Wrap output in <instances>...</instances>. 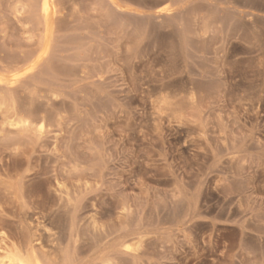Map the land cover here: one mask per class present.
I'll return each instance as SVG.
<instances>
[{"label":"rangeland","instance_id":"obj_1","mask_svg":"<svg viewBox=\"0 0 264 264\" xmlns=\"http://www.w3.org/2000/svg\"><path fill=\"white\" fill-rule=\"evenodd\" d=\"M18 1L0 74L49 48L17 86L48 122L0 133V240L43 264H264V0H60L47 40Z\"/></svg>","mask_w":264,"mask_h":264},{"label":"bare ground","instance_id":"obj_2","mask_svg":"<svg viewBox=\"0 0 264 264\" xmlns=\"http://www.w3.org/2000/svg\"><path fill=\"white\" fill-rule=\"evenodd\" d=\"M60 0H29L30 5H29V17L24 18L25 13V8L27 6L24 5V2L22 0H19L18 3L20 4V7H16L15 12H16V19L18 20L19 23L22 24L23 29L26 30L27 33L32 31L31 28H29L27 25L33 24L36 28V31H39L40 34L42 35L43 38L47 40L48 33L51 28V22L54 18V16L59 12L58 5H60L62 2L60 1V4H58ZM65 1V0H64ZM73 1V0H72ZM114 1V0H113ZM157 1V0H156ZM6 2V1H5ZM10 2V1H9ZM110 2V1H109ZM121 2V1H120ZM122 2H125L122 1ZM121 2V3H122ZM129 2V1H128ZM134 2V1H133ZM146 2V0H145ZM164 2V1H163ZM195 2V1H194ZM243 2V1H242ZM250 2V1H249ZM126 3V2H125ZM137 3V2H136ZM221 3V1H220ZM66 4V3H65ZM97 4V3H96ZM133 4V3H132ZM160 4V3H159ZM173 4V3H172ZM184 4V3H183ZM231 4V3H230ZM255 4V3H254ZM11 5V4H10ZM118 5V4H117ZM120 5V3H119ZM118 5V7H119ZM139 5V4H138ZM158 5V3H157ZM171 5V4H170ZM15 6V5H14ZM64 6V5H62ZM96 6V5H95ZM98 6V5H97ZM123 6V4H122ZM133 6V5H132ZM149 6V5H148ZM201 6V5H200ZM60 7V6H59ZM222 7V6H221ZM5 8V7H4ZM15 8V7H14ZM58 8V11H57ZM97 8V7H96ZM126 8V6H125ZM137 8V7H136ZM141 8V7H140ZM157 6L156 9L157 10ZM239 8V7H238ZM247 8V7H246ZM111 9V8H110ZM144 9V8H143ZM160 9V7L158 8ZM5 10V9H4ZM24 10V11H22ZM129 10V8H128ZM14 11V10H13ZM67 11V10H66ZM121 11V10H120ZM123 11V10H122ZM132 11V10H131ZM172 11L170 9H164L159 12H156L155 14L160 17L163 13L169 14ZM7 13V12H6ZM64 13V12H63ZM101 13V12H100ZM123 13V12H122ZM151 13V12H150ZM187 13V12H186ZM214 13V12H213ZM236 13V12H235ZM216 14V13H215ZM228 14V13H227ZM68 15V14H67ZM133 15V14H132ZM248 15V14H247ZM78 16V15H77ZM76 16V17H77ZM185 16V15H184ZM198 16V15H197ZM243 16V15H242ZM246 16V15H245ZM137 17V16H136ZM3 18V16H2ZM11 18V17H10ZM66 18V17H65ZM185 18V17H184ZM237 18V17H236ZM253 18V16H252ZM15 19V21H16ZM55 19V18H54ZM106 19V18H105ZM140 19V18H139ZM147 19V18H146ZM188 19V18H187ZM57 20V19H56ZM208 20V19H207ZM252 20V19H251ZM14 21V20H13ZM182 21V20H181ZM187 21V20H186ZM57 22V21H56ZM61 22V21H60ZM80 22V21H79ZM254 22V21H253ZM2 23V22H1ZM18 23V24H19ZM55 23V22H54ZM62 23V22H61ZM67 23V22H66ZM70 23V22H69ZM68 23V24H69ZM115 23V22H114ZM127 23V22H126ZM3 24V23H2ZM17 24V23H16ZM129 24V23H127ZM146 24V23H145ZM197 24V23H195ZM257 24V23H256ZM63 25V24H61ZM122 25V24H121ZM76 26V25H75ZM203 26V25H202ZM256 26V25H255ZM14 27V26H13ZM31 27V25H30ZM33 28V27H32ZM55 28V26H54ZM62 28V27H61ZM71 28V27H70ZM163 28V27H162ZM195 28V27H194ZM31 29V30H30ZM34 29V28H33ZM66 29V28H65ZM133 29V28H132ZM143 29V28H142ZM200 29V28H199ZM202 29V28H201ZM166 30V29H165ZM191 30V29H190ZM197 30V29H196ZM251 30V29H250ZM62 31V29H61ZM93 31V30H92ZM201 31V30H200ZM207 31V30H206ZM254 31V30H253ZM34 32V31H33ZM205 32V31H203ZM31 33V32H30ZM29 33V34H30ZM37 33V32H35ZM202 33V32H201ZM57 34V32H56ZM183 34V33H182ZM185 34V33H184ZM204 34V33H203ZM258 34V33H257ZM256 34V35H257ZM1 35V34H0ZM189 35V34H188ZM208 35V34H207ZM11 36V35H10ZM17 36V35H16ZM28 36V35H27ZM194 36L191 35V37ZM197 36V35H196ZM205 36V35H204ZM8 37V36H7ZM31 37V36H30ZM35 37V36H34ZM54 37V36H53ZM252 37V36H251ZM10 38V37H9ZM14 38V37H13ZM12 38V39H13ZM42 38V40H43ZM52 38V37H51ZM195 38V37H194ZM44 39V40H45ZM5 40V39H4ZM32 40V39H31ZM175 40V39H174ZM180 40V39H179ZM6 41V40H5ZM13 41V40H12ZM16 41V40H15ZM36 41V40H35ZM53 41V40H52ZM72 41V40H71ZM187 41V40H186ZM196 42V41H195ZM194 42V43H195ZM201 42V41H200ZM18 43V42H17ZM20 43V42H19ZM48 44V43H47ZM11 45V44H10ZM181 45V44H180ZM17 46V45H16ZM61 46V45H60ZM73 46V45H72ZM80 46V45H79ZM5 47V46H4ZM13 47V46H12ZM23 47V46H22ZM49 47V46H48ZM59 47V46H58ZM7 48V46L5 47ZM17 48V47H16ZM39 48V47H38ZM20 49V48H19ZM49 49V48H48ZM48 49L43 48L40 51H34L29 53L28 55H25L21 59L12 62L8 65L6 68L7 71H11L10 76H6L3 74H0V114L2 115V129L0 126V133L5 134L6 132V127H9L11 129H14L20 136H29V135H34V136H41L44 134L46 128H47V113L44 115L43 113L33 110L34 103L30 102L28 104L29 108H24L21 107L19 104V99L17 96V91L19 89L17 86L21 83V81L25 78H27L29 75H32L33 72L40 66V64L45 60V57L48 55ZM175 49V48H174ZM5 50V49H4ZM10 50V49H8ZM182 50V49H181ZM7 51V50H5ZM33 51V50H32ZM200 51V50H199ZM12 53V52H11ZM82 53V52H81ZM6 54V53H5ZM26 54V52H25ZM4 57V54H2ZM8 55V54H7ZM72 55V54H71ZM88 55V54H87ZM1 56V55H0ZM20 56V54H19ZM51 56V55H50ZM9 57V56H8ZM84 57V54H83ZM2 58V56H1ZM5 58V57H4ZM15 58V57H14ZM50 58V57H49ZM52 58V57H51ZM50 58V59H51ZM8 59V58H7ZM48 60V59H47ZM69 60V59H68ZM4 62V61H3ZM53 62V61H52ZM56 63V62H55ZM63 63V62H62ZM61 63V64H62ZM44 64V62H43ZM57 65V64H56ZM64 65V64H63ZM97 65V64H96ZM55 66V65H54ZM53 66V67H54ZM65 67V65H64ZM85 67V66H84ZM59 68V66H58ZM56 69V68H55ZM59 70V69H58ZM66 70V69H65ZM71 70V69H70ZM77 70V69H76ZM86 70V67H85ZM4 71V70H3ZM49 71V70H48ZM57 71V70H56ZM87 71V70H86ZM89 71V70H88ZM40 72V71H38ZM70 72V71H69ZM5 73V71H4ZM65 73V72H64ZM88 73V72H87ZM36 74V72H35ZM40 74V73H39ZM49 75V74H48ZM46 75V76H48ZM62 75V74H61ZM87 75V74H86ZM99 75V73H98ZM37 76V75H36ZM86 78V77H85ZM102 78V77H101ZM34 82V81H33ZM24 83V82H23ZM27 83V82H26ZM29 84V83H28ZM27 84V85H28ZM49 84V83H48ZM34 85V84H32ZM192 86V85H191ZM22 87V86H21ZM29 87V86H28ZM195 88V87H193ZM18 89V90H16ZM24 89V87L22 88ZM40 89V88H39ZM191 89V88H190ZM35 90V89H34ZM37 90V89H36ZM27 91V90H26ZM43 92V89L38 92ZM63 91V90H62ZM28 92V91H27ZM36 92V91H35ZM61 92V91H60ZM24 93V92H23ZM44 93V92H43ZM42 93V94H43ZM187 93V92H186ZM22 94V91H21ZM47 94V92L45 93ZM55 95V93H52ZM58 94V93H57ZM185 94V93H184ZM183 94V95H184ZM193 94V93H192ZM31 95V94H30ZM37 95V93H36ZM173 96V95H172ZM186 96V95H184ZM23 97V96H22ZM30 97V96H29ZM33 97V95H32ZM47 97V95H45ZM167 97V96H166ZM165 97V98H166ZM24 98V97H23ZM172 98V97H171ZM170 98V99H171ZM63 99V98H62ZM22 100V99H21ZM20 100V101H21ZM24 100V99H23ZM28 100V99H27ZM33 101V98H31ZM163 100V99H162ZM190 100V99H189ZM22 102V101H21ZM37 102V101H36ZM41 102V101H40ZM42 103V102H41ZM37 105V104H36ZM43 105V104H42ZM27 106V105H26ZM39 106V105H38ZM47 106V105H46ZM57 107V106H56ZM33 108V109H32ZM43 108V106H42ZM37 109V108H36ZM59 109V108H58ZM69 110V109H68ZM181 110V109H180ZM177 112V110H176ZM181 113V112H180ZM175 114V113H174ZM55 116V115H54ZM181 117V115H180ZM60 118V117H59ZM180 119V118H179ZM1 120V119H0ZM59 122V121H58ZM64 122H61V125ZM10 130V129H9ZM50 130V129H49ZM12 132V131H10ZM15 134V133H14ZM12 135V134H11ZM6 136V135H2ZM7 136L10 137L7 134ZM12 139V138H11ZM10 139V140H11ZM35 139V138H34ZM1 140V139H0ZM4 140V139H3ZM6 140V137H5ZM9 140V141H10ZM28 140V139H27ZM15 141V140H14ZM10 142V144H7L5 148L8 151H11L15 154L16 152L20 151L19 147H21V140L16 141V142ZM3 143L5 141H2ZM25 144V143H24ZM23 144V145H24ZM34 147V146H33ZM21 149V148H20ZM6 150V151H7ZM23 151V150H21ZM25 152V151H24ZM31 152V151H30ZM9 156V155H8ZM5 157V156H3ZM11 157V156H10ZM7 158V157H5ZM11 160V159H10ZM2 161V159H1ZM13 161V160H11ZM14 166V165H13ZM30 166V165H29ZM10 167V166H9ZM17 168V167H16ZM10 169V168H9ZM8 169V170H9ZM15 169V168H14ZM20 169V168H19ZM25 169V168H24ZM13 170V169H12ZM16 172V171H15ZM21 175V174H20ZM9 176V175H8ZM15 177V176H14ZM11 180V179H10ZM14 180V179H13ZM10 182V181H9ZM24 191V190H23ZM3 192V191H2ZM10 192V191H9ZM3 197L5 194H1ZM27 195V194H26ZM30 196V194H29ZM9 199V198H8ZM27 201V198H25ZM10 200V199H9ZM39 200V199H38ZM16 201V200H15ZM30 201V200H29ZM1 202V201H0ZM15 203V202H14ZM29 203V202H28ZM27 203V205H28ZM48 203V202H47ZM26 204V203H25ZM32 204V202H31ZM43 205V204H42ZM45 205V204H44ZM27 208V207H26ZM44 211V210H43ZM45 212V211H44ZM71 212V211H70ZM43 213V212H42ZM44 215V214H43ZM70 215V213H69ZM98 227V226H97ZM66 228V227H65ZM96 228V227H95ZM7 229V228H6ZM55 229V228H54ZM8 230V229H7ZM6 230V231H7ZM21 230V229H20ZM24 230V229H23ZM27 230V229H26ZM40 230V229H39ZM22 231V230H21ZM30 232V231H29ZM73 233V232H72ZM22 234V233H21ZM29 234V233H28ZM30 235V234H29ZM58 235V234H57ZM7 236V235H6ZM10 238V237H9ZM133 238V237H132ZM27 239V238H26ZM7 240V239H6ZM56 240V239H55ZM28 241V240H27ZM58 241V239H57ZM16 242V241H15ZM130 242V241H129ZM140 243V242H139ZM130 244V243H129ZM30 246V245H29ZM29 246H24L23 244L21 245H16L14 243H7L4 239L0 240V264H43L41 259L38 257L36 254L35 250L33 247ZM69 247V246H68ZM50 248V247H49ZM61 248V247H60ZM126 249V248H125ZM136 250V249H135ZM130 251V250H129ZM132 251V250H131ZM40 253V252H39ZM67 254V253H66ZM43 260V259H42ZM50 260V259H49ZM71 262V261H70ZM105 263V262H104Z\"/></svg>","mask_w":264,"mask_h":264}]
</instances>
